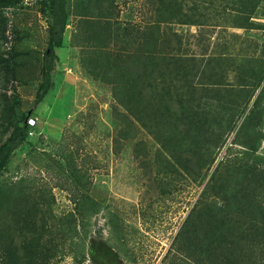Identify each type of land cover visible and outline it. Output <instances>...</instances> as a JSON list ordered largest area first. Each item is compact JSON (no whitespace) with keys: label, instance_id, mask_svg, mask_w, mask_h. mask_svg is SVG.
I'll return each instance as SVG.
<instances>
[{"label":"rangeland","instance_id":"rangeland-1","mask_svg":"<svg viewBox=\"0 0 264 264\" xmlns=\"http://www.w3.org/2000/svg\"><path fill=\"white\" fill-rule=\"evenodd\" d=\"M193 1L68 0L54 87L38 101L46 0H2L8 73L0 75V96L12 123L27 114L28 133L0 174V190L16 197L2 207L0 228L22 264H184L173 242L215 168L224 165L226 175L256 160L264 168V0L253 15L239 12L238 0ZM149 34L164 51L146 48ZM146 52L175 55L181 69L165 64L162 77L144 79L131 109L139 122L116 100L113 78H127L129 89L139 75L133 62ZM188 80L205 111L208 146L222 134V146L209 148L204 181L190 170L194 133L168 122ZM157 95L167 113H147ZM243 251L264 264L263 248ZM0 264H8L1 245Z\"/></svg>","mask_w":264,"mask_h":264},{"label":"trees","instance_id":"trees-1","mask_svg":"<svg viewBox=\"0 0 264 264\" xmlns=\"http://www.w3.org/2000/svg\"><path fill=\"white\" fill-rule=\"evenodd\" d=\"M200 1L203 3V0ZM261 1L238 0L237 8L241 13L253 15ZM67 2L68 0H46L41 10V14L46 21L48 37L43 55L42 83L37 94L38 101L44 100L54 87L53 73L58 61L56 50L62 45L65 27L68 22ZM1 3L2 0H0ZM193 5L195 6V0ZM192 18L193 22L201 19L198 16ZM6 26L7 19L0 12V43L4 39ZM105 30L106 28L104 27L103 31L105 32ZM145 40H147L146 48L154 50L158 48L160 51H164V48H166L165 42L158 43V38L151 34H149V38L145 37ZM147 53L141 58L142 61L137 59L133 62L134 67L137 65L133 70L138 71L139 75L133 78L129 89L127 78L123 76L116 77L115 75L113 78L114 89H116L115 98L121 97L119 104L125 106L126 111L139 122L143 121L140 113L131 109L136 108L139 104L138 99L142 96L139 91H142L140 86L145 84L143 82L144 79L153 78L155 73L162 77L161 66L165 64L168 67H171L170 64L175 66H172L173 68L171 69H175L176 72L181 69L178 59L174 58L175 55L167 53L168 55L166 56L170 57L168 60L164 55L157 58L156 54H153L150 58ZM115 62L118 71L124 69L120 55ZM148 67L150 68L149 71L147 70ZM110 68L107 65V73ZM136 71H133V73ZM7 73L8 64L0 50V75H6ZM183 77L187 79L191 78V75L186 73ZM4 80L7 81V77ZM181 87L182 91L187 89L186 95L178 100V109L174 111L175 116L168 119L169 127L171 128L172 122L184 124L186 128L194 133V138L192 137L191 142L186 144L187 153L193 157L190 170L195 180L204 181L206 178L205 172L213 165V159H210L212 151L209 148L218 149L217 146H222V142H220L222 134L216 139V144L208 146V143H210L209 138H204L208 129L204 128L201 120H199L205 116V111L201 108L202 105L194 94V86L188 80L187 84H183ZM132 88L133 93H131ZM147 89L150 91V86ZM116 100H119V98H116ZM157 100L154 98L155 103L152 100L147 101V108H152L147 113L155 114L162 110L167 113L169 109L168 107H163V95L161 97L157 95ZM196 112L197 116H192ZM11 113V104L9 105L5 101V95H2V99L0 96V139L2 140L0 143V174L5 169L12 151L25 140L28 133V127L25 124L27 114L22 113L20 118L17 119L18 123H12ZM135 113H137V118ZM253 116L254 111L252 110L248 117L252 119ZM221 168L216 167L207 179L197 203L191 209L174 239V255L183 256L184 264H189L192 261V264H256L253 255L249 254V251L243 250H249L250 248L255 251L261 248L264 249V202L261 197L264 195V168L259 165L257 160L250 164L246 162L243 169H237L236 171L233 169L231 173L226 175L221 172ZM14 194L15 191L6 193L0 190V216L7 215L2 210V207L5 205L8 208V203L16 198ZM4 231L0 228V245L8 253V264H22V258L18 254L17 247L13 245L14 240L6 235ZM233 247L235 248L234 250L232 249Z\"/></svg>","mask_w":264,"mask_h":264}]
</instances>
